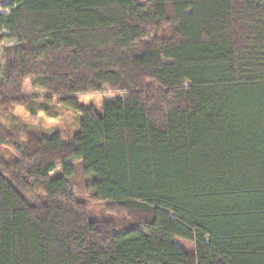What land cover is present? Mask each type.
<instances>
[{
    "label": "trees",
    "instance_id": "trees-1",
    "mask_svg": "<svg viewBox=\"0 0 264 264\" xmlns=\"http://www.w3.org/2000/svg\"><path fill=\"white\" fill-rule=\"evenodd\" d=\"M0 6V264H264V0ZM27 82L80 113L69 140L2 123L49 114ZM72 160L132 225L89 218Z\"/></svg>",
    "mask_w": 264,
    "mask_h": 264
},
{
    "label": "rangeland",
    "instance_id": "rangeland-1",
    "mask_svg": "<svg viewBox=\"0 0 264 264\" xmlns=\"http://www.w3.org/2000/svg\"><path fill=\"white\" fill-rule=\"evenodd\" d=\"M0 12L7 14L8 10L0 6ZM12 43L3 42L0 45V55L3 46ZM24 95L28 100L36 105L44 104L49 108V114L38 110L34 106H30L29 109L23 106H15L10 115L1 116V121L5 125H11L15 123H22L28 127L39 130L45 135H50L53 132H59L64 140H69L71 136L78 129V119L80 113L77 111L66 108L59 105L56 101L52 103H44L41 93L33 92L30 89V83L27 82L24 86ZM115 96H122V92L114 89H105L102 92H87L76 96V100L79 105L85 107H92L101 113L104 102L112 99ZM3 156L12 161L13 156L10 150H3ZM75 164V171L72 176L66 178V182L69 185L74 197L77 200L86 202L89 212V218L92 220H109L113 221L118 231H123L125 228L133 224L130 217L122 211L116 209H108L107 204L102 201L95 200L93 198V191L89 186L90 178L85 177L82 173L81 166L76 161H71ZM59 168V165H57ZM57 174L53 173L51 176Z\"/></svg>",
    "mask_w": 264,
    "mask_h": 264
}]
</instances>
